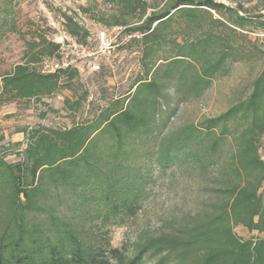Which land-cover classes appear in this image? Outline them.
<instances>
[{
  "label": "trees",
  "instance_id": "1",
  "mask_svg": "<svg viewBox=\"0 0 264 264\" xmlns=\"http://www.w3.org/2000/svg\"><path fill=\"white\" fill-rule=\"evenodd\" d=\"M107 1L114 13L94 20L140 37L144 77L91 119L64 129H24L19 161L0 153V264H264V73L249 97L226 112L163 134L167 84L174 83L182 102L200 96L225 70L234 47L220 45L223 39L213 31H198L177 45L172 58L156 59L175 15L198 24L201 15L214 12L223 18L215 20L220 27L242 30L264 28V15L215 0H163L162 6V0ZM7 2L0 0V38L19 31ZM61 17L65 32L87 45L89 31L73 15ZM27 46L24 62L0 77L6 103L51 97L63 79L79 74L75 67L38 71L40 59L56 56L61 44L42 37ZM175 168L202 179L204 206L170 218L158 233L114 247L112 228L135 220L159 175ZM239 226L258 237L241 239Z\"/></svg>",
  "mask_w": 264,
  "mask_h": 264
},
{
  "label": "rangeland",
  "instance_id": "2",
  "mask_svg": "<svg viewBox=\"0 0 264 264\" xmlns=\"http://www.w3.org/2000/svg\"><path fill=\"white\" fill-rule=\"evenodd\" d=\"M147 1L154 4L153 0ZM215 1L233 8L241 5L250 16L264 15V0ZM160 2L162 6L164 1ZM7 3L9 7L13 6L19 31L7 32L0 38V77L24 62L27 42L46 37L61 45L77 43L65 32L61 13L73 15L89 31L87 45L82 44L86 53L74 64L79 74L73 81L63 79L61 88L53 96L41 100L6 103L7 96L0 99V137H4L0 141V153L10 162H17L27 144L24 129L38 126L64 129L91 119L112 99L125 97L138 79L144 77L145 70L140 37H130L126 31L108 28L94 20V15L110 16L114 13L107 0H8ZM81 7L92 9V12L85 13ZM216 19L223 20L214 12L201 15L198 24L175 15L165 30L168 40L156 54V59L172 58L177 45L197 38L198 31L215 32L223 39L220 45L230 44L234 50L225 70L200 96L182 102L174 93V83L167 84L169 99L164 104L168 119L163 134L226 112L249 97L253 82L264 73V28L258 24L248 25L244 30L224 28L215 23ZM105 49L109 51L103 53ZM75 102L81 105L72 109ZM260 154L264 159V137L260 142ZM207 196L208 191L202 187V179L196 174L177 168L168 170L159 175L139 216L112 228V245L120 248L134 243L144 232L158 233L166 228L165 223L170 218H181L199 211ZM235 233L243 240L258 237L257 233H250L241 226L235 229ZM155 261L148 259L146 264Z\"/></svg>",
  "mask_w": 264,
  "mask_h": 264
},
{
  "label": "built area",
  "instance_id": "3",
  "mask_svg": "<svg viewBox=\"0 0 264 264\" xmlns=\"http://www.w3.org/2000/svg\"><path fill=\"white\" fill-rule=\"evenodd\" d=\"M119 29L123 30L122 28ZM107 51L109 49H105L103 53H107ZM85 53L86 47L84 45L75 42L68 43L67 45H61L56 56L42 57L36 67L42 74H53L60 70L74 67L77 60Z\"/></svg>",
  "mask_w": 264,
  "mask_h": 264
}]
</instances>
